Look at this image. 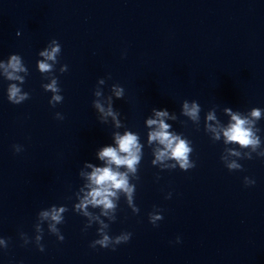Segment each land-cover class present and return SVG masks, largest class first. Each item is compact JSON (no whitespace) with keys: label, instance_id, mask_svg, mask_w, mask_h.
<instances>
[{"label":"clouds","instance_id":"9594fccd","mask_svg":"<svg viewBox=\"0 0 264 264\" xmlns=\"http://www.w3.org/2000/svg\"><path fill=\"white\" fill-rule=\"evenodd\" d=\"M55 42V41H54ZM56 43V47H53L51 51H45L40 53V55L45 56L48 60L55 61L57 53L60 52V44ZM9 66L15 71H22L24 69L21 68L20 60L17 56H12ZM51 65L46 62H39V69L41 72H48L51 69ZM67 70V65L61 68V72ZM9 79H16L11 73L8 74ZM51 92L58 93L60 89L57 87V79L53 78L52 82L45 86ZM116 95L119 97L121 92L118 90ZM29 98L28 93L21 94V89L17 87L15 84H12L8 89V100L16 105L23 103L26 99ZM62 97L60 95H54L52 101H49L50 104L54 105V101H61ZM97 107L103 111V108L97 104ZM185 113L191 116L193 119L197 117L198 107L193 104L191 108H189L188 104H184ZM109 114H111V110H109ZM58 115V114H57ZM157 116H164L166 112H157ZM252 116L259 118L260 111L254 110L252 112ZM208 119H213L211 115H209ZM232 119L234 121L230 127L224 131V136L227 138V141L239 143L241 146H253V150L257 148L260 144L259 138L254 137V133L250 127L246 125L250 122L247 119H241L238 115H233ZM159 123V130L150 133L149 140H158L160 144L164 145V150L158 151L156 154V161H162L166 157H171L177 160L182 169H189L195 166L194 162H190L188 159V154L192 151L184 140L179 139L176 136L171 135L167 132L168 125L165 124L162 120L157 122L156 120H149L148 124H157ZM118 149L107 147L104 148L103 151L99 153L100 158H107L109 164H115L117 167L125 166L129 171L135 172V166L139 162L140 156V146L137 143V137L131 133H126L124 136L117 135L116 137ZM15 151H21L19 145L14 146ZM122 153V154H121ZM264 155V153H262ZM153 161V163H156ZM240 167L235 162L228 164L229 169ZM89 179L91 180L93 185H96L95 188L92 189L88 196L82 201L78 208L86 209L89 204L91 205H103L105 209H111L114 207L112 201L109 199L110 196H115L116 191L113 190H122L128 195L129 202H131L133 188L129 186L128 179L126 173H122L119 171H113L111 167L105 168H96L91 173ZM246 184H253L254 181L249 180L247 177L245 178ZM90 197V198H89ZM64 209L61 208L59 210L53 208L52 212H44L42 215L48 217L50 215L51 220L55 223H61L62 217L60 215ZM87 214V213H85ZM160 219V217H152L151 223L155 226V221ZM52 231L56 232L57 229L55 225H52ZM131 237V233H122L121 235L112 238L108 235H103L102 239H98L92 242L91 247L95 248L99 245L101 248H109L115 245H119L121 243H126L129 241ZM64 237H59L60 241H63ZM40 240V237H37V241ZM0 243H5L3 240H0ZM5 247L7 244L5 243ZM39 250L43 251L44 247L42 244L39 245Z\"/></svg>","mask_w":264,"mask_h":264}]
</instances>
